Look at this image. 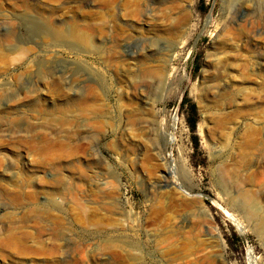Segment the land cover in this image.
<instances>
[{"label":"rangeland","instance_id":"374dc122","mask_svg":"<svg viewBox=\"0 0 264 264\" xmlns=\"http://www.w3.org/2000/svg\"><path fill=\"white\" fill-rule=\"evenodd\" d=\"M105 1L0 0V264H264V0Z\"/></svg>","mask_w":264,"mask_h":264},{"label":"bare ground","instance_id":"6f19581e","mask_svg":"<svg viewBox=\"0 0 264 264\" xmlns=\"http://www.w3.org/2000/svg\"><path fill=\"white\" fill-rule=\"evenodd\" d=\"M118 1L119 0H107V1H105L104 5L111 12L112 11L111 4H112V2H114V4H115L114 11H115V9H121L120 8L121 6H119L120 4L118 3ZM162 1L163 0H130V1L125 3V7L123 6V8H125L126 11H128V15L132 16V18L138 19L143 15L144 11H146V10L149 11V10L153 9V7H156V5L163 3ZM117 4H119V5H117ZM115 12L109 13L110 16H114V15L116 16L118 11L116 12V14H115ZM187 16H188V14H187ZM184 19H186L185 16H184ZM110 22H111V19L110 20H103L101 24L97 25L96 27L94 26L93 30L96 34H101L102 36L105 35L107 32H109V33L113 32V31L117 32L118 34L116 36L118 38H117V41L115 43V49H116L115 51L117 53V49H119V52L121 51L124 53L123 47L125 44L123 41L126 40L125 37H128L127 32L123 26H120L119 24H114V23H113V30H108V29H110V27L107 24H110ZM179 22L181 23L180 20H179ZM187 22H188V20H187ZM73 36L79 38V34H77L75 32H74ZM152 47H153V44L147 45V43L143 42L137 51H133L130 54L131 57H129V61L133 62V63L136 62L138 57L146 55L147 51L149 49L151 50ZM135 48H137V47H135ZM29 83H30V81H29ZM253 132H254V130H253ZM254 133H256V131ZM251 134H253V133H251ZM254 139H255V137H254ZM171 141L173 142V139ZM240 197H241L240 202L237 205L242 210H244V212L248 216L256 219L257 221H260V223L262 225V229L264 230V216H261L262 208L260 207L259 203L256 201V199L251 194H242V195H240Z\"/></svg>","mask_w":264,"mask_h":264},{"label":"trees","instance_id":"16d2710c","mask_svg":"<svg viewBox=\"0 0 264 264\" xmlns=\"http://www.w3.org/2000/svg\"><path fill=\"white\" fill-rule=\"evenodd\" d=\"M197 68V67H196ZM190 100L185 96V98L182 101V105H186L187 103H189ZM197 108L195 104H191L190 109H189V113H188V125L191 128V131L193 133L196 132L197 129V125H198V116H197ZM194 142H195V147L198 148L199 146V138L197 136H195L194 138Z\"/></svg>","mask_w":264,"mask_h":264}]
</instances>
